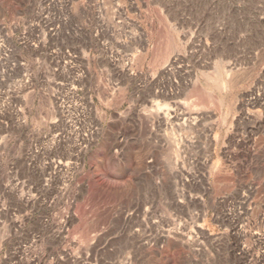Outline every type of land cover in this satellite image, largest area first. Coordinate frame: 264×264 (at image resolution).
Returning <instances> with one entry per match:
<instances>
[{
	"label": "rangeland",
	"instance_id": "obj_1",
	"mask_svg": "<svg viewBox=\"0 0 264 264\" xmlns=\"http://www.w3.org/2000/svg\"><path fill=\"white\" fill-rule=\"evenodd\" d=\"M0 264H264V0H0Z\"/></svg>",
	"mask_w": 264,
	"mask_h": 264
},
{
	"label": "bare ground",
	"instance_id": "obj_2",
	"mask_svg": "<svg viewBox=\"0 0 264 264\" xmlns=\"http://www.w3.org/2000/svg\"><path fill=\"white\" fill-rule=\"evenodd\" d=\"M174 60V59H173ZM171 63H173V62H171ZM167 111V110H166ZM163 113V112H162ZM159 118H160V120H161V122L162 121H169L170 120V113H169V111H167V112H164L163 113V115H162V117H160V116H158ZM164 123V122H163ZM166 123V122H165Z\"/></svg>",
	"mask_w": 264,
	"mask_h": 264
}]
</instances>
